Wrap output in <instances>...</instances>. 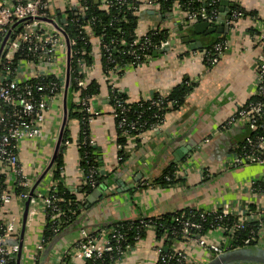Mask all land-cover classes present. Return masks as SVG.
<instances>
[{"label": "crops", "instance_id": "0c3cea01", "mask_svg": "<svg viewBox=\"0 0 264 264\" xmlns=\"http://www.w3.org/2000/svg\"><path fill=\"white\" fill-rule=\"evenodd\" d=\"M226 1L227 14L233 5H238L251 15L235 20L225 18L221 33L206 34L195 33L194 23L179 25L174 9L163 16L158 8L143 5L136 31L143 33L149 27L167 28L169 37L165 49L152 53L137 66H127L112 77L103 74L99 66L91 73L90 79L98 82L102 96L113 84L128 102L149 98L157 92L168 93L173 86L185 81L193 85L178 106H169L159 125L140 134L118 135L112 106L102 96L91 100V107L98 113L89 122L90 133L100 161L99 170L106 175L100 182L105 188L93 204L86 203L90 193L77 192L84 207L78 223L57 234L52 246L68 245L80 236L82 228L93 230L114 221L157 216L184 207L206 210L227 203L231 211L237 212L249 204L264 205V194L250 191L252 181L264 179L261 166L256 163L229 165L242 127L225 129L222 126L256 91L258 56L263 47L255 40V35L264 25V0ZM78 6V0H49L53 13L67 8L77 10ZM220 15L217 24L221 21ZM252 29L258 32L251 33ZM217 37L223 39L225 48L219 60L210 66L199 51ZM195 40L203 46L192 48L190 43ZM67 102L75 103L76 96H68ZM61 106L62 103H58L48 110L41 136L22 143L19 158L32 174L39 175L50 160L62 118ZM68 127L74 141L77 120L71 119ZM119 150L123 151L121 162ZM62 154L64 182L73 191L82 185L83 172L72 141ZM169 164L177 167L178 176L174 184L163 186L156 178ZM40 218L37 215L28 226L31 244L39 237ZM209 234L215 240L221 236L218 229ZM157 245L164 248L163 238L158 239L152 229L147 230L141 244L122 264H154L157 253L147 248ZM255 245L264 247L261 243ZM178 247L184 248V245L178 244ZM190 256L195 264H205L209 260L200 250L193 249Z\"/></svg>", "mask_w": 264, "mask_h": 264}, {"label": "built area", "instance_id": "2783aa9c", "mask_svg": "<svg viewBox=\"0 0 264 264\" xmlns=\"http://www.w3.org/2000/svg\"><path fill=\"white\" fill-rule=\"evenodd\" d=\"M87 1L97 3V6L103 10H108L114 5L124 6L128 14L139 15L143 5L158 8L161 0H78V10L81 13L87 8ZM196 2L197 7L187 5L182 7L177 1L173 3L172 10L177 12L179 25L186 26L200 21H205L209 25L215 24L220 15L219 8L215 7L217 0H196ZM239 16L241 12L236 9L229 12L230 20H235ZM74 20H78L77 17ZM151 28L155 27H149L143 33H138L135 29V38L127 43L121 39L120 45H125L121 52L130 57L128 63L105 66L101 61L102 57L106 62L117 61L113 52L119 50L113 46L114 38L105 41L104 33L96 35L86 25L88 39L92 44L90 51L92 59L87 61L80 55L84 50L78 52L73 49L76 45L75 38H68L64 34L56 14L50 10L49 0H0V264H17L16 258L20 248L18 264H85L87 261L95 260L103 264L106 255L111 261L110 264H122L124 258L141 244L144 237L139 234L133 237L132 242H123L126 238L114 226L98 227L93 230L82 228L80 236L68 245L57 247L47 244L52 236L60 233L63 225L61 220L63 212L56 203L53 193L56 180L49 169L45 174L47 178L42 177L30 193L38 174L28 172L21 163L19 155L25 140L42 135L47 112L54 105L62 103L65 87H67L66 100L68 96H76L75 103L92 115L89 118L90 122L98 113L97 109L91 107L90 102L93 98L102 96L100 92L94 96L84 93L86 85L91 80V73L99 66L103 74L112 77L129 65L137 66L145 62L155 51H163L167 40L154 44L148 35ZM255 40L264 47V25L255 35ZM224 48V41L221 39L209 48L203 47L199 53L206 64L212 66L219 60ZM67 56L68 82L65 85ZM71 57H74L73 60L76 59L74 75H71L70 70ZM50 72L55 74L56 79L46 81L38 79L41 75ZM263 76L264 55L261 53L258 56L257 91L264 89ZM30 78L35 81L28 82ZM72 82L74 88L71 87ZM109 88V91L102 96L104 99L114 95V91L117 90L113 84H110ZM151 104L160 105L161 100H152ZM262 110L263 103L260 101L248 102L237 107L222 126L229 129L247 124L252 131H256L257 128L263 127L258 122ZM124 111L126 109L122 106L112 111L122 134H140L145 130V122L140 119V114L136 119H129L123 114ZM89 142L93 143L91 133ZM64 144L68 145L69 140H65ZM252 163L261 166L264 176V134L257 132L254 136L245 138L244 145L235 149L229 161L232 167ZM81 171L83 172L82 169ZM95 171L94 169L85 172L83 182L94 185ZM177 176L178 170L175 167L165 179H176ZM253 183L254 181L250 184V191L264 194L253 189ZM27 199L29 202L25 227L27 221L30 225L35 217L40 215L38 221L40 234L31 244L28 235L24 233L20 246L22 213ZM209 214L212 216V228L202 231L201 221H204L205 215ZM199 215L201 218L199 220L190 217L179 220V229H172L170 234L161 237L168 243L172 252L164 253L165 248L162 249L158 245L151 249L147 248V251L157 253L158 259L154 264H170L171 260L176 264H192L190 251L193 249L200 250L210 259L240 247L230 244V234L242 228L249 219L257 221L258 226L254 235L256 239L264 241V205H256L254 209L246 206L241 211L233 212L227 203H221L206 210L202 209ZM230 215L235 216L232 224L227 226L219 224V221ZM137 219L140 223L138 228L145 226L146 232L151 229L149 227L151 220L147 219V216H139ZM213 229L220 231V239L215 240L210 237L209 232ZM178 244L179 246L183 244L184 248H179Z\"/></svg>", "mask_w": 264, "mask_h": 264}, {"label": "trees", "instance_id": "16d2710c", "mask_svg": "<svg viewBox=\"0 0 264 264\" xmlns=\"http://www.w3.org/2000/svg\"><path fill=\"white\" fill-rule=\"evenodd\" d=\"M130 1H137V0H130ZM179 2L182 7L191 6L197 7L198 3L196 0H161L160 6L158 7V11L161 15H166L172 10L173 3ZM220 1L217 0L215 3L216 9L220 6ZM87 8L86 10L81 13L78 9L73 10L67 8L64 11H60L56 14V19L58 23L63 27L64 34L70 38H75L76 45L73 46V49L80 52L84 50L83 54H80L82 57L84 56L87 61H90L91 55L90 51L92 49V44L89 42L87 31L85 26L88 25L90 29L96 34L104 33L103 39L105 41H109L111 38L115 39L113 42V46L116 47L119 51L114 50L113 54L116 56V62L110 63L106 62L102 57L101 61L105 66H112L115 63H128L130 57L126 54L122 53V49L125 48V45H120L121 39L124 40L126 43L135 38V29L137 27V22L139 15H132L128 14L124 6L114 5L110 7L108 10L100 9L95 2H86ZM232 9H236L237 11L241 12V16L251 15V12L244 10L242 7L238 5H233ZM230 12V11H229ZM84 14V15H82ZM77 17L78 20H74ZM257 29H252L251 33H257ZM148 35L152 39V42L159 43L162 40H167L169 37V31L165 27H155L154 29H150ZM221 37L215 38L214 41L204 45V47L209 48L212 46L213 43L221 40ZM152 53V52H151ZM261 53L264 55V47L262 48ZM76 56V55H75ZM78 56V53H77ZM74 57H71L70 60V70L71 75H74L76 72V59L73 60ZM73 71V72H72ZM43 77V78H42ZM264 77V76H263ZM43 81L48 79H56L55 74L50 72L44 75H41L40 78ZM35 79L30 78L28 82H33ZM193 84L189 82H184L183 84H177L172 87V89L165 94L162 93H155L152 94L149 98L139 99L135 102H128L123 97L122 93L115 90L114 95H110L108 99H106L107 103L110 104L113 110H118L121 106L126 109L124 111V115L129 119H136L138 114H140V119L144 120L145 122V129H151L159 125L162 120L163 116L165 115L166 110L170 107L178 106L189 89ZM71 87L74 88V84L72 82ZM108 89L109 86H108ZM109 91V90H108ZM100 92L99 84L97 81L91 79L89 83L86 85L84 89V93L88 95H96ZM152 100H161L160 105H153L151 104ZM251 101H260L264 103V89L254 92L246 103ZM243 104V105H246ZM240 105V106H243ZM238 106V107H240ZM112 110V111H113ZM67 114H66V122L63 129L60 145L57 151V154L54 158L53 164L50 167V172L52 177L56 180L55 184V191H53L57 204L60 206L63 215H61V220L63 225L61 227L60 232L64 230L74 227L77 225V221L82 213L83 210V203L82 200L77 197V192L87 195L89 194L96 186L97 183L104 181L106 178L105 173H102L99 170L100 161L95 154V147L93 143L89 142L90 139V124L89 118L92 116L91 114L85 112L80 108V106L76 103L67 102ZM260 122L263 127L257 128L256 131H252L247 124L240 125L242 130L239 133V138L234 144V149H239L245 143V138L247 136H254L257 133L264 134V118H263V110L260 115ZM71 119H76L78 122V129L77 134L75 136L74 141L70 135V129L68 127V123ZM119 119V117H118ZM115 127L117 130L118 135H122L121 128L117 125V118H114ZM138 132V131H137ZM136 133V132H132ZM69 140L74 143L78 152V165L79 168L83 170V176L85 172L89 170H96L94 173V185H90L88 182H82V185L75 190H71L66 183L64 182L63 178V168H64V161H63V149L65 148L64 141ZM83 140H85L83 142ZM119 140L122 142L123 139L120 137ZM120 143V142H119ZM123 151L119 150L120 159L119 162L123 160ZM175 170L174 164L167 165L163 170L161 175L156 178V182L163 185V186H170L174 184L175 178L171 180H166L165 176L172 171ZM253 189H256L260 192L264 193V179L255 180L252 184ZM251 209H254L256 206L254 204H249ZM202 209H194L191 207H184L182 209L163 213L157 216H147V219H150L151 222L149 223V227L154 231L156 238H161L165 234H170L172 229H179L180 222L179 220L185 218H193L195 220H199L200 212ZM206 219L201 221L202 223V231H207V229L212 228L211 221L212 216L211 214L205 215ZM235 219L234 215H230L228 218H225L219 221V224L222 226H227L233 223ZM140 226L138 219H126L120 221H114L109 225L105 226H114L118 229L126 238L123 242H132L133 237L136 234H139L141 237H144L146 234V227ZM258 223L254 220H247L244 223L242 228H238L232 234H230V244L232 246H241V245H255L256 243L264 244V241H260V239H256L254 235V231L257 229ZM102 227V226H101ZM97 229V228H95ZM57 235H54L48 240L49 245H51L56 239ZM124 244V243H123ZM164 253L172 252L167 242L163 241ZM111 261L106 255L103 264H110ZM85 264H101L99 260L95 261H87ZM170 264H176L174 260L170 261ZM195 264V263H192ZM235 264V263H232ZM239 264V263H237Z\"/></svg>", "mask_w": 264, "mask_h": 264}, {"label": "water", "instance_id": "95a60500", "mask_svg": "<svg viewBox=\"0 0 264 264\" xmlns=\"http://www.w3.org/2000/svg\"><path fill=\"white\" fill-rule=\"evenodd\" d=\"M227 4L228 2L226 0H221L220 1V6H219V11L221 12L220 18L221 21L219 24L215 23L214 25H209L205 21H200V22H195L193 24V31L195 33H208V32H217L221 33L223 31V24H224V19L229 18V14H227ZM187 39V38H186ZM190 46L193 48L195 46L201 47L203 46L200 41H192L190 43ZM158 51H155L154 53H157ZM68 82V56H67V65H66V74H65V85H67ZM66 90L67 87H65L63 96H62V118L61 122L59 125L58 133L56 136L55 144H54V149L52 151V155L50 157V160L48 164L45 166V168L42 170V172L38 175V177L35 179L30 193H32L34 187L38 184V182L41 180V178L47 173V171L50 169V167L53 164L54 158L57 154L63 129L65 126L66 122V114H67V100H66ZM263 118H264V103H263ZM103 186L102 183H97V186L90 192V194L86 198V203L87 204H93L101 195L103 192ZM28 202L29 199H27L24 203V209L22 213V220H21V227H20V238H19V245L21 246L22 240H23V235H24V230H25V223H26V215H27V208H28ZM86 206V205H85ZM21 255V248L19 249L17 253V264L19 262V258ZM243 262H250V263H255V264H264V247H260L258 245H244L240 247L233 248L229 251H226L224 253L215 255L214 257L210 258L205 264H232V263H243Z\"/></svg>", "mask_w": 264, "mask_h": 264}, {"label": "rangeland", "instance_id": "374dc122", "mask_svg": "<svg viewBox=\"0 0 264 264\" xmlns=\"http://www.w3.org/2000/svg\"><path fill=\"white\" fill-rule=\"evenodd\" d=\"M28 225H29V222L27 221V225H26V229H25V234L27 235V233H28ZM30 240V239H29Z\"/></svg>", "mask_w": 264, "mask_h": 264}]
</instances>
